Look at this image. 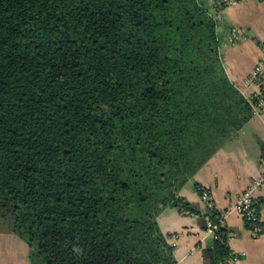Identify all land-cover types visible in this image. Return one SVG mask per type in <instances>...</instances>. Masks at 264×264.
Returning a JSON list of instances; mask_svg holds the SVG:
<instances>
[{
    "label": "trees",
    "instance_id": "trees-1",
    "mask_svg": "<svg viewBox=\"0 0 264 264\" xmlns=\"http://www.w3.org/2000/svg\"><path fill=\"white\" fill-rule=\"evenodd\" d=\"M217 21L207 0H0V226L31 264H175L165 207L218 224L178 194L253 113ZM230 256L219 225L202 263Z\"/></svg>",
    "mask_w": 264,
    "mask_h": 264
},
{
    "label": "crops",
    "instance_id": "crops-1",
    "mask_svg": "<svg viewBox=\"0 0 264 264\" xmlns=\"http://www.w3.org/2000/svg\"><path fill=\"white\" fill-rule=\"evenodd\" d=\"M232 29H238L243 38L229 42ZM215 31L220 41L219 56L223 69L229 81L250 102L258 87H244L243 83L259 59L264 44V0H245L225 7L220 12ZM262 147L264 106L260 112L252 113L243 127L222 144L178 193L204 213L194 184L209 190L215 209L223 216L222 226L227 233L230 258L238 257L236 264H264V235L254 237L234 209L237 196L260 177L264 166ZM252 196L257 200L264 223V183L252 191ZM199 218L174 206L165 207L158 215L160 230L167 236L169 244L174 243L175 264H203L202 250L212 237L206 233L207 222L202 228ZM28 255V245L0 226V264H31Z\"/></svg>",
    "mask_w": 264,
    "mask_h": 264
},
{
    "label": "built area",
    "instance_id": "built-area-1",
    "mask_svg": "<svg viewBox=\"0 0 264 264\" xmlns=\"http://www.w3.org/2000/svg\"><path fill=\"white\" fill-rule=\"evenodd\" d=\"M245 0H214L213 6L217 11V17L220 19V12L229 6H234ZM240 37L243 38V34L238 29H232L231 36L228 41L232 42ZM250 85H255L258 87L257 94L252 98L249 102L252 108L253 113L260 112L264 106V44L261 45V55L254 67L250 71L246 80L243 83L244 87H248ZM264 183V166L261 170L260 177L249 185L246 189H244L236 198L234 209L241 215L243 218L247 228L254 237H258L260 235H264V223L262 221V213L259 210V205L257 200H255L252 196V191L258 186ZM198 193L200 196V200L203 205V209L206 210L215 209V205L212 201L211 194L208 189L204 187H199ZM233 209V208H232ZM227 213V212H226ZM197 216V215H196ZM223 224V216L220 217L218 224L212 223L207 218V228L206 233L210 237L215 236V230L218 226H222ZM174 248V243H173ZM238 260L237 256H232L230 259L226 260L224 264H236Z\"/></svg>",
    "mask_w": 264,
    "mask_h": 264
},
{
    "label": "rangeland",
    "instance_id": "rangeland-1",
    "mask_svg": "<svg viewBox=\"0 0 264 264\" xmlns=\"http://www.w3.org/2000/svg\"><path fill=\"white\" fill-rule=\"evenodd\" d=\"M218 21H219V18L217 17Z\"/></svg>",
    "mask_w": 264,
    "mask_h": 264
}]
</instances>
